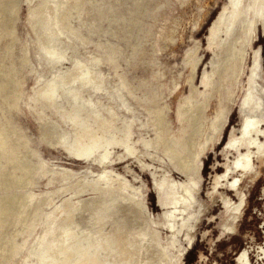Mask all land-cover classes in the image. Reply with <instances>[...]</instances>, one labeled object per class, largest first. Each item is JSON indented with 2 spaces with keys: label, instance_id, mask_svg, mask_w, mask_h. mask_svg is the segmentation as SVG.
I'll return each instance as SVG.
<instances>
[{
  "label": "rangeland",
  "instance_id": "rangeland-1",
  "mask_svg": "<svg viewBox=\"0 0 264 264\" xmlns=\"http://www.w3.org/2000/svg\"><path fill=\"white\" fill-rule=\"evenodd\" d=\"M225 2L49 0L45 19L31 28L28 12L37 8L40 0H0V124L16 134L0 151V170L10 166L7 157L11 145L19 153L16 161L28 159L35 165L30 185L21 189L30 196L28 226H22L20 217L18 224L8 223L0 230V264H41L47 241L38 244V240L47 220L63 204L77 206L69 223L76 225L79 232L93 229L96 214L102 215L99 204L109 193L106 179L119 180L113 186L124 193L119 203L124 208L118 215L102 216L113 222L124 219V227L136 232L149 227L152 233L153 238L140 234L129 237L131 264L149 260V253L141 247L150 241L165 252L172 264H237L243 251L248 252L250 264H264V256L261 260L259 255L264 246V152L252 159L249 174L241 178L237 186L240 194L214 183L215 177L225 172L226 162L237 156L235 151L226 156L224 147L229 135H238L248 115L264 120V20L257 22L253 41L242 60L234 51L225 67L226 60H221L223 49L212 52L206 47L208 28ZM236 48L240 51L239 44ZM76 69L89 72L97 82L91 80L82 86L74 78L61 90L60 77ZM204 71H215L206 97L199 94ZM253 71L255 85L249 86L248 77ZM49 84H58L54 99L50 103L37 101ZM249 87H254L260 108L254 101L251 109L243 106ZM76 90L96 106L117 114L113 132H125L130 126L134 155L110 145L105 158L99 149L86 161L65 150L72 140V129L62 111L70 109V91ZM192 96L196 97L195 105L188 102ZM182 102L186 110L203 107L205 126L199 141L193 140V127L198 122L190 113L179 123ZM228 106L230 110L215 141L214 132L223 122ZM58 134L61 143L53 145L50 140H56ZM258 138L264 141L263 135ZM184 157L199 167L197 176L196 168L190 174L181 167ZM56 172H67L72 178L59 181L57 176L49 184ZM186 175L195 184L189 186L190 206L179 207L172 237L164 226L166 210L159 203L154 182L164 179L175 198L179 183L188 181ZM238 176L240 171L231 177ZM3 194L0 191V196ZM49 196L54 197V202L49 203ZM224 200L231 207L240 206L235 212L226 210ZM107 203L113 206L111 201ZM62 217L55 219L47 239L52 235V226ZM111 226L108 222L106 229ZM9 241L15 245L10 261L4 257ZM154 250L150 248L152 264H164L156 259Z\"/></svg>",
  "mask_w": 264,
  "mask_h": 264
},
{
  "label": "bare ground",
  "instance_id": "bare-ground-1",
  "mask_svg": "<svg viewBox=\"0 0 264 264\" xmlns=\"http://www.w3.org/2000/svg\"><path fill=\"white\" fill-rule=\"evenodd\" d=\"M246 2L247 0H226L218 19L212 22L208 28L206 47L212 52L223 49L224 53L221 56V60H226L224 62L225 67L228 66L227 62H229L233 56L234 51L235 55L242 59V53L244 50L242 45L245 42L247 36L251 34L255 24L256 17L249 14ZM47 4L49 5V0H40L38 7L31 9L28 12V25L31 28L45 19L46 15L44 10L46 9ZM13 18L11 17L12 20ZM237 44L242 47L240 51L236 48ZM214 72L215 71L203 72L200 80L203 90L199 92L200 95H204L206 97V95L209 93L213 86V81L215 80ZM86 74L88 76H86ZM74 78H77L82 86L89 85L92 82L91 80H93L89 72L82 73L76 69L74 72L60 77V89L65 90V85H67V83H69V81ZM93 81L97 82L95 80ZM7 83H10V81ZM55 87H58V84H49L41 92L38 91V93H40L36 98L37 101L39 100L43 103H50L55 97ZM70 94L72 100V102L70 101V109L68 111H62V117L66 119L70 128L72 129V140L64 147L65 150L74 155L75 158L86 161H89L99 149L103 150L104 154L102 155V158H105L107 148L110 145L122 147L125 151L124 154H135L133 145H130V126L125 132L117 130L115 133L112 131L115 119H117V114L115 112L112 110H106L102 106L99 107L97 105V107L90 98L82 96L79 90L70 91ZM193 101H197L196 97H188L189 103ZM58 106L59 105H57V107ZM186 106L187 105L183 102L179 105V123L181 124L184 117L190 113V117H192V119H196L198 122V125L193 127V140L199 141V139L202 137V132L204 131L205 126V123L203 122L205 121L203 107L197 106L194 108V110L191 108L186 110ZM60 107L61 105L59 108ZM57 112L58 110L56 113ZM15 135L16 134L13 133V131L8 126H5V124L2 123L0 124V151L4 150L3 146L7 144V139H13ZM54 139L55 138H53V140ZM53 140H50L53 145L61 143L60 135L58 134L56 140ZM168 149L169 148H167V150ZM8 151L10 154L7 158H9L10 162H7V166L9 163L10 166L6 171L0 170V191L4 192V194L0 196V230L3 229V227H5L8 223H13V225L18 224L19 222L17 219L20 217L22 226H28L26 215L28 203L30 202V196L26 192H22L21 189L30 185L34 174L33 171L35 169L34 163H32V161L29 163L28 159L19 160L22 158H17L18 160H15V158L19 156V153L14 148V145L8 146ZM124 154L121 157H124ZM25 156L23 155V157ZM180 164L184 171L190 174H192L191 172H193L196 168L193 160H191L189 157L181 158ZM17 171H23L25 174L18 175L16 173ZM57 176L60 177L59 181L65 178H72L67 172H56L50 179L49 184H53ZM186 177L188 178V181L180 183V189L176 199L171 198V188L165 182V180L155 179L156 181L154 184L158 192L159 203L164 208H167L170 205H174V209L176 208V205H185L186 207L190 206L188 197L192 196L189 186L194 185L195 183L190 175H186ZM102 178L104 179L105 177L103 176ZM58 179L56 180L58 181ZM106 180L109 181L110 184L109 193L107 192L108 194H106L104 199L100 202L98 210L101 211L103 216L109 217L110 214L115 216L123 211L124 207L119 203L124 193L120 192L118 187L113 186L114 181L118 182V179ZM119 184H121V182ZM48 201L49 203L54 202V197L49 196ZM108 201H111L114 208L116 209L113 210V206L108 205ZM128 201L132 202L133 198L128 196ZM66 202L68 203V201ZM136 205L138 206V204ZM130 208L131 207L127 209ZM76 211L77 206L75 204H63L58 207L54 211L52 217L47 220L43 228L44 230L42 235L38 240V244H41L44 240L47 241V246L44 249L43 257L41 258V264H131L133 262V252H131L129 249V237L132 238L139 234L149 236L150 238L152 237L149 227H147L148 230L144 232H136L134 230L128 229V226L124 227V225H127L124 219L114 220L113 222L112 220H109L102 215L100 216L99 214H96L97 221L94 223L93 229L79 232L76 225L69 223L70 218L73 217ZM61 216H63L62 219H60L57 224L52 226V235L47 239L46 233H48L51 229V225L55 219L58 217L60 218ZM65 222L69 224H65ZM108 222H111L112 226L109 229H106ZM169 227L171 231L175 232L174 223L170 222ZM1 234L2 231H0V239L2 240L3 236ZM151 242L152 241L147 242L141 247V250L144 248V251L149 253V260L143 264L153 263L152 256L150 254L151 247L155 248L154 252L156 253V256H158L156 259H159V261L164 264H172L170 261H168V258H166L165 252L159 250L158 247L154 246V243ZM14 251L15 245L13 244V241H9L8 250L6 251L4 257L10 261L11 258H14ZM113 253L115 254L113 255Z\"/></svg>",
  "mask_w": 264,
  "mask_h": 264
},
{
  "label": "flooded vegetation",
  "instance_id": "flooded-vegetation-1",
  "mask_svg": "<svg viewBox=\"0 0 264 264\" xmlns=\"http://www.w3.org/2000/svg\"><path fill=\"white\" fill-rule=\"evenodd\" d=\"M246 5L248 6L249 14L254 15L256 18H255V24L253 26V30L251 34L247 36L245 42L242 45V47L244 48L243 53H242V59L244 58V52L246 48L249 47L253 41L257 22L261 21L263 23V20H264V0H247ZM220 12L218 13L216 18L212 22L218 19ZM207 36L208 34L206 35V38ZM206 45H207V41H206ZM242 47H240V50ZM239 59L242 60L241 58ZM254 76H255V71H253L251 73V76L248 77V83H250L249 86L255 85ZM254 90H255L254 87L253 88L249 87L246 93V98L243 102V106L250 108L249 106H251L254 101L256 102L255 104L259 106V108L261 107V103L256 100V94ZM192 103H194L195 105L194 101ZM229 110H230V107L228 106L223 122L219 125L218 130L214 132L215 136L213 140L215 141L218 140L219 138V130L223 127ZM263 123H264L263 119L258 118L256 116L248 115L244 117L243 122L241 123V127L239 129L238 135H235V133L229 135L226 146L224 147L226 156H228L229 153H232L233 151L237 152V156L234 161L226 162L224 173L218 174L215 177L214 183L216 186L223 184L226 188L234 189L236 193L240 194V192L237 189V186L241 182V178L242 177L244 178L245 176L249 174L250 168L253 167L252 159L254 157L258 158L264 152V141H260V138H258L259 135L264 136V129L261 128ZM243 149L245 150L244 152H242ZM198 168L199 167L197 166L196 176L198 175V172H197ZM235 171H240V176L231 177L232 173ZM161 180H164V179H161ZM179 189H180V183H179V187L177 190L178 193H179ZM171 198L176 199L177 196L175 198L171 196ZM224 205L226 206V210L233 209L235 212L239 208L240 203L237 206L231 207L229 205V201L224 200ZM179 207L180 205H176V208L174 209V205H170L167 208H164L166 210L164 226L167 227V229L169 230H170L169 223L172 222L175 224V220L178 217V212L181 211ZM184 211L187 212V210L182 209V212ZM229 214L230 213L228 212L227 215ZM189 215L190 214L187 212V216ZM171 233H172V237L175 236L174 231H171ZM260 252L261 253L259 255L262 260L264 256V246L260 248ZM237 264H250L249 254L247 251H243L240 254L237 260Z\"/></svg>",
  "mask_w": 264,
  "mask_h": 264
}]
</instances>
